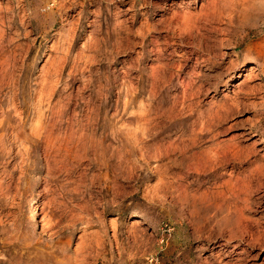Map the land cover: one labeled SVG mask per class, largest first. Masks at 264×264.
<instances>
[{"label": "rangeland", "instance_id": "374dc122", "mask_svg": "<svg viewBox=\"0 0 264 264\" xmlns=\"http://www.w3.org/2000/svg\"><path fill=\"white\" fill-rule=\"evenodd\" d=\"M0 264H264V0H0Z\"/></svg>", "mask_w": 264, "mask_h": 264}, {"label": "bare ground", "instance_id": "6f19581e", "mask_svg": "<svg viewBox=\"0 0 264 264\" xmlns=\"http://www.w3.org/2000/svg\"><path fill=\"white\" fill-rule=\"evenodd\" d=\"M233 40V39H232ZM41 119V118H40ZM3 124V123H2ZM2 126V125H1ZM36 218V211L34 212V216H33V219ZM133 225H137L136 223H133Z\"/></svg>", "mask_w": 264, "mask_h": 264}]
</instances>
